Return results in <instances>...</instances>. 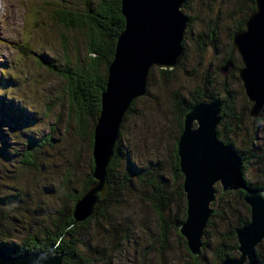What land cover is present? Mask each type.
Returning <instances> with one entry per match:
<instances>
[{"label":"rangeland","instance_id":"374dc122","mask_svg":"<svg viewBox=\"0 0 264 264\" xmlns=\"http://www.w3.org/2000/svg\"><path fill=\"white\" fill-rule=\"evenodd\" d=\"M88 2L93 5L95 0ZM88 2L0 0V215L11 235L3 242L18 252L27 232L50 225L57 209L69 210L71 193L92 170L89 136L97 115L88 116L86 126L78 128L69 108L66 79L38 61L41 55L58 67L85 64L84 28L63 24L55 9L82 11ZM252 5L254 0H185L181 5L189 17L183 58L167 74L157 65L149 68L145 93L135 98L122 120L117 162L110 167L115 179L111 183L121 186L105 213L79 227L80 245L92 264H154L151 241L156 215L146 199L151 176L168 184L173 212L184 214L185 195L177 191L182 178L173 180L171 175L181 129L174 93L183 101L212 92L222 97L227 83L240 123L237 133L230 135V145L237 151L247 149L248 155L264 152V108L257 121L248 114L250 102L236 67L242 62L231 38L232 32L244 27ZM18 43L25 46L23 51ZM226 56L233 61L224 76L220 65ZM106 67L105 62L98 65L101 72ZM226 124L234 128L232 118ZM259 165L255 156L249 157L243 175L250 182L261 178ZM215 189L210 206L219 213L211 214L201 236L198 254L204 261L214 260L213 247L221 231L236 225L238 217L249 216L240 192L222 191L219 182ZM153 246L157 247L155 241ZM255 250L263 264L264 239ZM188 253L185 238L171 232L161 263L183 264Z\"/></svg>","mask_w":264,"mask_h":264},{"label":"water","instance_id":"95a60500","mask_svg":"<svg viewBox=\"0 0 264 264\" xmlns=\"http://www.w3.org/2000/svg\"><path fill=\"white\" fill-rule=\"evenodd\" d=\"M185 0H120L124 25L118 33L113 57L107 66L100 111L93 128V180L75 201V220L88 216L100 196L108 193L107 165L119 138L120 125L132 101L147 89L152 65L172 68L183 58V34L189 20L181 10ZM255 8L244 20V27L232 34V43L243 65L238 68L245 94L251 101L248 113L255 118L264 106V0H254ZM230 58L221 65L226 72ZM218 99L199 100L184 113L178 135L177 153L183 174L186 217L178 225L187 237L190 250L197 254L201 235L212 212L214 184L221 190L243 189L250 205V218L235 229L239 254L221 259L220 264H261L255 244L264 239V188L247 186L243 179V159L235 148L217 136L221 120ZM55 244L47 249L8 252L0 246V264H61ZM264 264V263H263Z\"/></svg>","mask_w":264,"mask_h":264},{"label":"trees","instance_id":"16d2710c","mask_svg":"<svg viewBox=\"0 0 264 264\" xmlns=\"http://www.w3.org/2000/svg\"><path fill=\"white\" fill-rule=\"evenodd\" d=\"M86 1L88 2L89 0ZM253 6L255 8V1L252 7ZM55 11H56L57 19L63 24L67 26L73 25L84 28V34L86 37L85 49L88 55V59L86 60L85 64L82 63L80 65H73V66H69L67 64L64 67H58L53 62L42 57L41 55H38L39 57L38 61L42 65L48 67L50 70L57 72L66 79V92L69 101V108L71 106L73 109L75 123L78 126V128L79 126L84 128L86 126V119L88 116H93L94 114L98 116L99 114L101 92L105 88V83L107 78V67L104 72H101L98 69V65L101 62H105L108 66L109 62L111 61L113 57L115 41L118 33L123 28L125 19H124V15L121 12L120 0H95V3L93 5L89 4L88 2L84 6V9L82 11H75V10L63 9V8H56ZM232 34L233 32L231 33V35ZM18 47L20 51H23L25 46L21 43H18ZM28 52L31 53L32 50L28 49ZM228 58H230L231 61H233L230 56H226L224 62ZM242 65L243 63H241V65L239 66L237 65L236 67L239 68ZM172 68L159 67L158 69L161 73L167 74L168 72H170ZM237 75L239 77L238 69H237ZM225 87H224L225 91H223L222 97H220L218 93L212 92L205 94L204 97L202 96V94H198V96L195 97L193 100H188V101H183L182 97L179 94L174 93L173 103L178 109V113L180 115L181 129L184 120V113L191 104L199 100H206V99L209 100L216 98L221 103V111H220L221 120L217 125V136L219 138L220 136L225 137L224 142L231 144L233 140L230 137V135L237 133V130L240 128V123H239V115L237 112H235L234 109L235 95L233 92L230 91L227 83H225ZM247 99L249 100V98ZM249 102L251 104L250 100ZM227 106H231V109H228ZM229 117L232 118V120H234L233 129L230 126H227L226 124V119ZM260 117L261 114L257 115L255 118L252 119L254 121H257ZM89 138L91 143H93V131L90 133ZM177 140L178 137L175 141L176 146L173 153L174 158L171 167V175L173 180H176V178L178 177L182 178L181 182L177 184V191L179 194L185 195L182 186L183 174L180 170L179 156L177 153ZM118 147H119V138L116 141L114 153L107 165L108 178L110 181V187L108 193L105 196H100L98 198V201L93 207L91 213L82 220H75L72 214V209L74 207L75 201L81 195L83 189L93 180L92 170L88 173L87 178L84 181L83 185L80 188L75 189V192L71 193L70 198L73 201V205L70 206L69 210L64 211L60 208L57 209L56 210L57 212L53 214L50 219V225L39 226L35 230L27 232L23 236V240L21 242L22 250L19 251L32 250V249L35 250L47 249L55 244V248L60 253L62 252L61 264H92L91 258L88 255L84 254L82 247L80 245L81 237L79 233V227L81 226L87 227L92 217L105 213L108 207H110L113 204L114 193H116L121 186V184L119 185L118 183H111L115 179H114V172L113 173L112 171L110 172V167H112L113 163L117 162ZM246 150L247 149H242L241 151H239L243 159L242 172L248 166L249 157L255 156L256 160L260 162V165L258 166V171L260 172L261 178L257 181L250 182L244 176L243 181L247 186L264 188V152L252 151L251 155H248L246 154ZM91 162L94 165L93 157L91 158ZM218 182L220 183V181ZM148 183H149V191L146 195V199L149 201L152 210L156 215L155 233H154V238H152L151 241V246L153 247V252H154V264H162L161 257L164 254H166L167 244L169 242V237L171 232L177 233L181 237L185 238V246L188 252L190 253H188L185 256L186 260L184 261L183 264H215L216 260L219 261L228 255L236 256L239 250L237 248L238 241H237L235 229L238 225L244 224L250 218V205L242 197L243 189H227V190L240 192L241 198L243 200L242 202L244 205L247 206V209L249 210L248 213L249 216L246 218L238 217V221L236 225H232L229 229L221 231L220 236L218 237V240L219 239L220 240L217 241L215 247H213L214 260L204 261V260H200L198 254L199 252L195 254L190 250L187 244V237L184 233L180 231L178 226L186 217V199H185L184 214L180 216L176 212H173L172 210L171 192L168 189V184L163 181H160L158 178H155L153 176L149 178ZM219 197H222V194H220ZM7 198H5V200H7ZM212 213L217 214L219 213V211L217 208H212L211 214ZM4 222L8 223L9 221L4 219ZM5 236H11V235H9L8 231L3 227V218L2 215H0V246L4 247L5 245L4 248L9 253L18 252L13 250L12 247H10L9 245L3 242V238H5ZM231 239L233 242L230 241ZM154 241L157 243V247L153 246ZM169 264H173V263L170 262ZM243 264H246V262H244Z\"/></svg>","mask_w":264,"mask_h":264},{"label":"bare ground","instance_id":"6f19581e","mask_svg":"<svg viewBox=\"0 0 264 264\" xmlns=\"http://www.w3.org/2000/svg\"><path fill=\"white\" fill-rule=\"evenodd\" d=\"M220 116H221V114H220ZM214 187H215V184H214ZM215 197H216V189H215ZM214 200H215V198H214ZM214 200H213V201H214ZM210 216H211V213H210V215H209V217H208V219H207V221H206V224L208 223V220H209ZM205 226H206V225H205Z\"/></svg>","mask_w":264,"mask_h":264}]
</instances>
